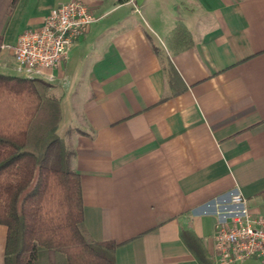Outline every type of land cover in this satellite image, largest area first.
<instances>
[{
	"label": "crops",
	"instance_id": "obj_1",
	"mask_svg": "<svg viewBox=\"0 0 264 264\" xmlns=\"http://www.w3.org/2000/svg\"><path fill=\"white\" fill-rule=\"evenodd\" d=\"M66 1L0 0V72L59 101L88 236L114 264H217L206 201L236 189L264 215V0H82L67 58L19 68L18 34Z\"/></svg>",
	"mask_w": 264,
	"mask_h": 264
},
{
	"label": "trees",
	"instance_id": "obj_2",
	"mask_svg": "<svg viewBox=\"0 0 264 264\" xmlns=\"http://www.w3.org/2000/svg\"><path fill=\"white\" fill-rule=\"evenodd\" d=\"M48 82L0 72V224L5 264H114L116 242L88 236L80 178L57 133Z\"/></svg>",
	"mask_w": 264,
	"mask_h": 264
},
{
	"label": "built area",
	"instance_id": "obj_3",
	"mask_svg": "<svg viewBox=\"0 0 264 264\" xmlns=\"http://www.w3.org/2000/svg\"><path fill=\"white\" fill-rule=\"evenodd\" d=\"M132 1V0H130ZM96 19L82 0H69L53 7L39 27L16 38L13 57L19 68H52L67 58L73 41ZM214 217L217 264L256 257L264 261V215L251 212L247 198L236 189L216 195L204 204Z\"/></svg>",
	"mask_w": 264,
	"mask_h": 264
}]
</instances>
